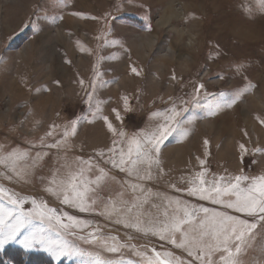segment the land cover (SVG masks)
Wrapping results in <instances>:
<instances>
[{"label":"rangeland","instance_id":"obj_1","mask_svg":"<svg viewBox=\"0 0 264 264\" xmlns=\"http://www.w3.org/2000/svg\"><path fill=\"white\" fill-rule=\"evenodd\" d=\"M166 1L66 0L63 7L67 9L73 2L76 11L60 12L55 17L52 13L60 0H0V146L5 151L17 148L23 152L31 150L33 144L39 148L40 137L55 142L62 138L66 125L69 130L66 143L58 152L48 150L49 163L37 169L29 183L10 182L0 176V186L28 197L22 205L25 210L32 207L31 198H36L61 212L93 221L90 228L74 230L77 235H87L98 225V235L116 236L121 243L137 246L112 254L93 243L67 237L84 250L99 251L108 259L122 255L123 259L147 264L149 257L154 259L153 248L161 253H183L158 237L144 236L95 213H80L62 205L45 191L61 165L75 168L76 157L82 158L85 183L99 176V168H103L108 178L96 192L99 199L131 204L139 197L136 202L142 204L141 210L160 219L165 218L166 210L172 212L177 207L176 200L241 215L190 196L187 189L199 184L201 172L205 181L220 180L221 184L241 174L249 178L264 175V153L253 154V149L264 148V7L257 0H175L183 12L180 20L172 22L184 31L178 38L170 28L157 25ZM37 7L39 16L33 15ZM30 18L39 21L36 33L28 23ZM142 33L153 38L152 45H138L135 36ZM94 79L105 83L97 85L89 105L85 103L86 93L93 91ZM248 83L256 87L216 115L204 116L201 108H192V101L205 93L210 94L209 99H220V93L232 98ZM200 84L204 87L197 94L195 89ZM173 103L177 108H190L188 116L200 118L185 123L187 135L174 134L164 142L160 163L151 169L152 179L138 181L105 163L113 156L112 148L117 160L121 150L127 159L129 141L149 132L161 119L152 114L165 111ZM77 117L81 119L72 134L69 121ZM103 117L115 132L109 131ZM53 125L58 127L53 129ZM50 130L54 135L45 136ZM241 143L248 149L243 158ZM75 170L79 172V168ZM3 171L0 166V173ZM67 171L61 169L55 178L65 177ZM249 182L241 181L240 186L247 187ZM137 183L143 185V193L139 188L133 191L131 185ZM0 203L11 207L6 197L0 198ZM257 231L264 229L258 226ZM4 249H10L9 259L0 258L1 264H14L11 259L22 261L26 254L37 253L45 255L51 264H77L75 259L56 261L39 248L25 250L17 243ZM35 261L32 258L26 264Z\"/></svg>","mask_w":264,"mask_h":264},{"label":"snow or ice","instance_id":"obj_2","mask_svg":"<svg viewBox=\"0 0 264 264\" xmlns=\"http://www.w3.org/2000/svg\"><path fill=\"white\" fill-rule=\"evenodd\" d=\"M257 3L264 7V0H257ZM39 8L33 15L39 16ZM146 19V18H145ZM28 23L33 32L36 33L40 24L31 18ZM118 41L113 40L112 43ZM243 67L242 65L240 66ZM240 69L238 68L237 71ZM133 72L139 73L135 68ZM100 75L99 72L96 73ZM246 80L247 77H244ZM81 85L84 81H80ZM105 82L93 80L92 92L86 93L88 100L85 103L91 104L94 91L99 84L103 86ZM204 85L196 87L197 94ZM256 87L248 83L244 88L238 90L232 98H225L224 93H220V99L205 93L202 98L192 101V108H201L204 116L216 115L225 107H231L249 89ZM97 111L99 106L97 105ZM190 108H177L175 103L163 112H155L152 115L160 117V121L147 133H142L140 138L133 137L129 141L127 149V159L123 150L119 153V160L115 158V148L109 149L113 153L105 163H111L113 168L125 172L129 176H135L138 181L152 179V167L158 166L161 146L168 137L179 134L185 136L188 130L185 123H191L200 117L188 116ZM95 115V113H93ZM117 114V119H119ZM81 117L69 121L71 133L75 134L77 125ZM109 131L115 132L107 117H103ZM264 123V121H262ZM58 127L53 125L52 128ZM53 131H48L45 136H53ZM69 135L68 126H65L63 136L55 142H48L45 137L39 138V148L35 144L31 145V150L25 149L23 152L17 148L5 151L0 146V166L4 171L0 173L3 179L16 183H29L31 178L36 177L37 169H42L51 159L50 151L56 149L57 152L67 141ZM123 136L124 133L120 132ZM247 135V134H245ZM115 144L116 141H113ZM205 145L208 141H204ZM241 157L248 152L246 146L239 145ZM34 151V155L32 152ZM264 153V148L253 149V154ZM103 156V153H100ZM24 163H21V162ZM77 173L75 168L69 164H63L56 169L54 178L49 181V186L45 191L56 197L62 205L77 209L80 213H95L96 215L110 220L117 225H122L125 229L134 230L136 233L148 236L149 234L158 237L162 241L170 243L175 249L181 251L177 255L173 251H156L154 248L152 257L148 258L147 264H264V232H258V226L264 229V175L249 178L246 175H237L226 184H221L220 180L207 182L202 177L204 173L198 174L201 179L199 184L187 189L188 195L198 197L200 200L210 201L226 209H231L234 213L228 214L213 209L189 205L187 202L176 200L177 207L172 212H164V219L153 218L141 210L142 204L137 203L139 197L129 204L121 200L119 204L111 201H104L96 196L98 189L108 178V173L99 168L100 175L94 180L85 183L83 180L84 171L81 165L82 158L76 157ZM255 163V161H253ZM203 164V161H200ZM145 165L147 168L145 169ZM89 170L93 167L88 164ZM68 169L67 175L56 179L61 169ZM162 172V169L160 170ZM115 181L116 177H110ZM223 179V178H221ZM247 187H241V181H249ZM207 185V186H205ZM133 191L137 188L143 193L142 184L131 185ZM123 196V193H120ZM6 197L7 203L11 207H5L0 203V250H3L10 243H17L25 250L39 248L60 261L62 258L75 259L77 264H141L140 261L132 259H108L103 257L99 251L89 252L75 244L68 236L75 237L84 243H93L103 251L112 254H121L122 249H136V245L121 243L116 236L98 235L99 226L87 235H77L74 230L83 231L90 228L93 221L81 219L78 216L61 212L60 209L49 207L47 202L38 201L31 198L32 207L25 210L22 205L29 199L19 193L10 192L0 186V198ZM234 197V198H233ZM145 200L143 203H146ZM171 203V201H169ZM155 206V205H153ZM202 214V215H201ZM244 217V218H242ZM260 240H257V237ZM133 237L129 235L128 239ZM137 255H143L137 252ZM186 254V255H185Z\"/></svg>","mask_w":264,"mask_h":264},{"label":"bare ground","instance_id":"obj_3","mask_svg":"<svg viewBox=\"0 0 264 264\" xmlns=\"http://www.w3.org/2000/svg\"><path fill=\"white\" fill-rule=\"evenodd\" d=\"M61 2L55 4L57 6V11H55V17L62 13H74L76 11L75 6H73V2H69V8H64L63 4L66 0H60ZM175 0H167L164 9L162 10V14L157 22V25L159 26H165L170 28L172 31L176 33L178 38H180L184 31L180 29L179 27L175 26L172 22L175 20H180L181 16L183 15V12L181 11L180 7H176L174 4ZM62 5V6H60ZM50 11V10H49ZM35 17V16H34ZM4 19V17H2ZM33 19V18H32ZM151 36H147L146 33L138 34L135 36V41L138 43V45L141 47L142 42H146L147 46H150V44H153V38H149ZM170 49H172L171 46H169ZM175 52V50H173ZM180 53H177V59H180ZM50 114V113H49Z\"/></svg>","mask_w":264,"mask_h":264},{"label":"trees","instance_id":"obj_4","mask_svg":"<svg viewBox=\"0 0 264 264\" xmlns=\"http://www.w3.org/2000/svg\"><path fill=\"white\" fill-rule=\"evenodd\" d=\"M9 250L10 249H4L2 251V253L0 254V258L3 259L4 261L5 260H8L9 257H8V253H9ZM27 257H24L22 261L20 260H14V259H11V261L14 263V264H26L30 261V259L34 258L36 261H35V264H51L47 258L45 257V255L43 254H26ZM0 264H1V261H0Z\"/></svg>","mask_w":264,"mask_h":264}]
</instances>
